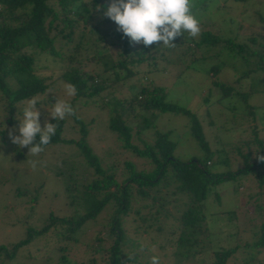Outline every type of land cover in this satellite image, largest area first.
I'll return each mask as SVG.
<instances>
[{"label": "trees", "instance_id": "obj_1", "mask_svg": "<svg viewBox=\"0 0 264 264\" xmlns=\"http://www.w3.org/2000/svg\"><path fill=\"white\" fill-rule=\"evenodd\" d=\"M229 1L245 4L248 0H192L191 11L200 21V35L193 38L184 33L173 41L174 47H164L162 41L146 47L131 44L129 38L117 30V25L104 16L103 10H96L99 7L106 9L108 0H0V136L10 138V132L19 135L17 114L22 110L19 111L17 105L32 97L43 96L58 80L75 86L76 94L69 101L75 115L69 116L79 133L78 138H64L63 127L68 116L57 121L49 118L48 122L55 124V134L47 145L41 146L43 150L58 144L73 145L78 160L69 156L61 160L60 167L36 163L58 178L62 185L60 195L65 199L64 206L69 214L56 215L50 210L44 214L41 225L25 227L23 238L0 244V264H11L19 248L50 230L57 238L60 255L52 263L49 255L44 264H71L66 253L71 245L79 242L89 226L99 227L92 240L86 243L90 257L77 264H150L151 257L145 254V251L149 252L147 246L130 235L131 227L132 232L139 235L149 232L160 235L158 248L162 255L156 256L171 258L173 264L190 261L209 249L213 261L197 264H225L237 247L215 248L210 220L208 222V200L212 197L219 204L221 194L216 187L249 174L255 175L258 193L264 197V160L259 159L264 156V140L258 138L254 127L255 158L251 161L247 145L244 144L246 152L238 145L234 151L242 165L231 169L225 150L211 148L201 125L203 121L200 122L187 107L166 100L164 87L147 82L145 73L160 64L165 69L173 62L183 66L181 74L187 70L206 73L208 69L203 71L201 65L210 59H222V52L223 56L237 58L246 67L240 76L260 67L264 57L255 47L264 48V44L257 43V36L240 39L236 31L216 28L213 21L208 27L204 26V14L211 16L210 11L214 9L222 12ZM257 15L264 24L260 9ZM94 16L98 19L94 20ZM234 20L233 17L228 19L230 23ZM75 38L69 51V44ZM39 55L49 56L52 62H62L63 67L56 76L53 72L49 75L37 72L35 63ZM222 64H226L223 59L209 67L212 73V76L206 73L209 86L218 88L217 99L236 94L243 99V110H247V115H253L256 107L246 102V92L217 80ZM124 83H129L128 94L120 99L116 92ZM201 95L208 103L209 89ZM42 101L49 103L56 101V97ZM77 107L83 111L98 107L106 112L107 129L119 141V148L138 160L123 159L120 165L114 157L120 152L118 148L97 154L86 140L95 116L91 115L93 119L86 122ZM160 112L180 113L188 118V129L200 156L185 161L174 157L175 142L169 137L170 130L154 128L152 136L143 139L144 130L151 127L155 114ZM136 117L139 120L131 125L130 121L134 122ZM134 139L141 144H134ZM36 142L39 143V136ZM10 144L12 151L20 157L26 158L30 154L21 151L11 138ZM30 147L26 148L30 150ZM214 165L215 170H211ZM221 165L227 167L218 170ZM242 185L238 183L235 190ZM38 188L26 202H39ZM25 192L24 188L15 187L17 196H23ZM57 193L53 197L56 198ZM253 201L255 208L264 215V198L262 203L256 198ZM104 213V221L100 222L98 218ZM227 215L228 220H232L234 211H227ZM245 248L248 254L241 263L252 264L254 254L264 249V220L253 232V242ZM130 256L133 258L128 259ZM162 259L161 264H168Z\"/></svg>", "mask_w": 264, "mask_h": 264}, {"label": "rangeland", "instance_id": "obj_2", "mask_svg": "<svg viewBox=\"0 0 264 264\" xmlns=\"http://www.w3.org/2000/svg\"><path fill=\"white\" fill-rule=\"evenodd\" d=\"M110 3L111 0H108V4ZM224 9L222 12L217 9L210 11L211 14L213 13L211 16L204 14V20L202 19L205 21L204 26L208 27L213 21L216 28H221L225 31L230 28L232 31H236L240 39L248 35L257 36V43L264 44V24L261 23L257 15L258 9H260L264 16V0H248L245 4H234L229 1L225 4ZM98 17L100 18L99 15ZM98 17L94 16V20L98 19ZM229 17H233L235 20L230 23L228 21ZM75 40L76 38L69 44V51L75 44ZM255 48L259 49L264 57V48L259 45ZM223 54L224 52H222L221 58L226 64L220 65L216 78L219 81L231 83L235 90L246 92L244 93L246 94V102L256 107L253 115H247V110H243V99L237 97L236 94L217 99L218 88L209 86L206 73L212 76L209 67L218 64L222 59H210L204 62L201 67H204L203 71L208 69L206 73L187 70L181 74L180 71L183 66L178 63L168 64L165 69L160 64L158 68L147 71L145 78L149 83L164 87L167 92L166 100L187 107L199 117L200 122L203 121L201 125L211 148L225 150L231 169H235L241 167L242 164L234 148L239 145L242 152L249 150L252 161L256 156L257 150L256 144L252 140L255 128L258 138L264 140V61L261 62L260 67H255L256 69L246 76H240L243 68L246 67H243L237 58L233 56L226 57ZM37 58L38 60L35 63L36 70L45 75L53 72L54 76H56L60 68L63 67L62 62H52L47 55H39ZM171 59L174 60V57L171 56ZM88 68L91 67L89 66ZM64 85L58 80L53 83L43 96L38 97L37 108L41 112L40 123L42 127L45 126L51 117L48 108H51V104L55 103V101L45 103L42 100L51 96H59L68 102L70 101L71 97L66 96ZM128 86L129 83H124L123 88L117 87L120 91L116 92V97L120 99L127 97L126 89H128ZM208 89L210 96L208 103H206L202 99L203 95L201 94L206 90L208 91ZM248 91L251 92L248 93ZM74 105L78 106L77 103ZM18 106L23 107L20 103ZM76 110L81 111V114L77 112L82 115L83 119L85 118L86 122L89 119H93L90 118L91 115L95 116L94 122H90V130L86 140L97 154L101 155L102 150L105 149L116 151L118 148L120 152L114 157L119 160L120 165L123 159L138 160L119 148V141L107 129L106 112L98 107L85 108V111L77 107ZM22 115L23 113H18L17 118H22ZM0 117H2L1 108ZM134 120V122L130 121L131 125L137 123L139 118L136 117ZM63 128L62 137H79L77 125L74 124L70 116L67 117ZM154 128L159 131L170 130L169 137L175 142L173 155L177 159L185 161L189 158L200 156V150L189 132L188 118L185 115L172 112L156 113L151 127L144 130L145 135L142 136L145 137L143 139L150 138ZM133 143L141 144L135 139ZM244 144L248 146V150ZM10 146V138L7 135L0 136V244L13 243L23 238L25 227L27 225H41L44 214L50 210H53L56 215L69 214L68 208L64 206L65 199L60 195L62 194V185L59 183L58 178L52 172L49 171L50 173H48L43 170L37 163L42 165L50 163L60 167L61 160L67 159L69 156V158L78 160L74 155L75 147L73 145L58 144L48 146L39 154H29L26 158L20 157L15 151H12ZM20 150L24 153L30 151L26 147ZM215 167L216 165L212 166L211 170H215ZM226 167V165H221L218 170ZM52 174L54 176H52L53 180L50 177ZM238 183L243 185L235 190V186ZM16 186L24 188L27 191L25 195L17 196L15 193ZM36 188H38L39 202L35 204L26 202L36 193ZM257 188L255 175L249 174L248 177L236 178L218 185L216 190L221 194L219 204L212 197L208 200V222L210 220V232L213 234L212 241L214 246H216L215 248L237 247L236 251L228 257L225 264H242L243 257L248 254V252H245V245L253 242V232L264 220V215L253 204V199L255 198L259 203L263 202L264 197L258 193ZM56 192L59 195L55 198L53 196ZM230 210L234 211L232 220H228L227 211ZM104 216H106L105 213L98 218L100 222L104 221ZM98 228L89 226L81 234L79 242L70 246L71 248H69L66 255L71 264H77L83 259L90 257L89 252H86V243L92 240ZM132 231L131 227L130 235L136 238L141 245L147 246L149 252L145 251V254L148 257L162 255V250L158 248L160 235L151 232L139 235ZM57 242L53 231L50 230L43 236L19 248L10 263L44 264L49 255L51 258L50 263H52L53 259L58 258L60 255ZM138 250L141 251V248L138 247ZM160 258L162 259V257ZM237 259H240V261ZM162 260L168 264H173L171 258H163ZM200 261L205 263L213 261L210 249L190 261H182L178 264H197ZM251 263L264 264V249L261 251L259 249L254 254Z\"/></svg>", "mask_w": 264, "mask_h": 264}, {"label": "clouds", "instance_id": "obj_3", "mask_svg": "<svg viewBox=\"0 0 264 264\" xmlns=\"http://www.w3.org/2000/svg\"><path fill=\"white\" fill-rule=\"evenodd\" d=\"M192 0H111L104 16L110 18L116 25L117 30L123 36L129 38L131 44H143L148 47L154 43L163 42L164 47H174L173 41L184 33L196 38L201 33L200 21L192 13ZM65 94L68 97L76 94L75 86L64 85ZM38 97H32L21 101L22 118L19 124V135L9 133L12 142L20 148L30 147V154H39L43 151L42 145H47L51 136L55 134V124L47 122L41 126V112L37 108ZM52 119L63 120L66 116L75 115L72 105L59 96L48 108ZM39 136V143L36 138ZM259 159L264 160V156ZM133 257H128L132 259ZM150 264H161L160 257L153 255Z\"/></svg>", "mask_w": 264, "mask_h": 264}]
</instances>
